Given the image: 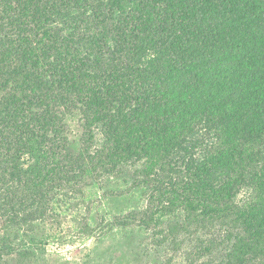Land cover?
I'll return each instance as SVG.
<instances>
[{
    "label": "trees",
    "instance_id": "obj_1",
    "mask_svg": "<svg viewBox=\"0 0 264 264\" xmlns=\"http://www.w3.org/2000/svg\"><path fill=\"white\" fill-rule=\"evenodd\" d=\"M128 163L150 195L118 225L162 244L220 226L222 264H264V0H0V264L35 257L17 241L58 192Z\"/></svg>",
    "mask_w": 264,
    "mask_h": 264
},
{
    "label": "rangeland",
    "instance_id": "obj_2",
    "mask_svg": "<svg viewBox=\"0 0 264 264\" xmlns=\"http://www.w3.org/2000/svg\"><path fill=\"white\" fill-rule=\"evenodd\" d=\"M82 118L76 111L66 119L69 148L75 154L81 146ZM104 142L101 127H97L94 147L100 149ZM196 154L202 159L203 148ZM140 167V163L124 164L117 174L104 176L81 192H58L53 201L54 218L35 224L33 232H21L17 246L36 253L24 264H222L231 246L220 226L182 234L162 244V237L153 231L117 224L119 217L147 207L149 188L134 185ZM250 194L248 189L242 190L236 202L243 204ZM84 226L93 232L86 235ZM14 234L10 231L11 237ZM211 242L218 245L204 255L203 247ZM7 261L20 264L16 255Z\"/></svg>",
    "mask_w": 264,
    "mask_h": 264
}]
</instances>
